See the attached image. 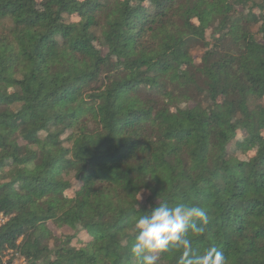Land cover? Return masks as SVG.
<instances>
[{
    "label": "trees",
    "instance_id": "trees-1",
    "mask_svg": "<svg viewBox=\"0 0 264 264\" xmlns=\"http://www.w3.org/2000/svg\"><path fill=\"white\" fill-rule=\"evenodd\" d=\"M159 199L264 264V0H0V264H135Z\"/></svg>",
    "mask_w": 264,
    "mask_h": 264
},
{
    "label": "clouds",
    "instance_id": "clouds-1",
    "mask_svg": "<svg viewBox=\"0 0 264 264\" xmlns=\"http://www.w3.org/2000/svg\"><path fill=\"white\" fill-rule=\"evenodd\" d=\"M133 219L129 252L135 264H158L160 253L171 252L180 253L177 264H228L224 252L215 245L194 250L193 238L202 235L209 223L206 210L198 204H170L159 199Z\"/></svg>",
    "mask_w": 264,
    "mask_h": 264
},
{
    "label": "rangeland",
    "instance_id": "rangeland-1",
    "mask_svg": "<svg viewBox=\"0 0 264 264\" xmlns=\"http://www.w3.org/2000/svg\"><path fill=\"white\" fill-rule=\"evenodd\" d=\"M199 55H200V52L195 50V52H194V57H199ZM76 185H77V184H76ZM3 218H4V222H5L6 219H7V217L3 216ZM2 221H3V220H2V217H0V225H1V223H3ZM50 225H51V227L53 228L54 233H55L56 235H60V234H62V233H70V232H71V230L68 229V228L57 229V228L54 227V225H53L52 223H50ZM81 235L83 236V238H86V234H85V233H81ZM9 257H10V255L7 254V256L5 257V259L7 260ZM13 262H14V261H13ZM12 264H25V262H24V259H23L22 257H19V258L17 257V259H15V262L12 263Z\"/></svg>",
    "mask_w": 264,
    "mask_h": 264
},
{
    "label": "built area",
    "instance_id": "built-area-1",
    "mask_svg": "<svg viewBox=\"0 0 264 264\" xmlns=\"http://www.w3.org/2000/svg\"><path fill=\"white\" fill-rule=\"evenodd\" d=\"M2 220H3L2 222H4V218H2Z\"/></svg>",
    "mask_w": 264,
    "mask_h": 264
}]
</instances>
